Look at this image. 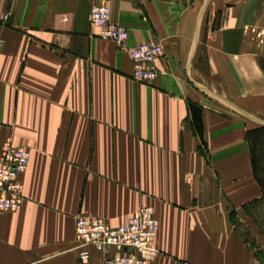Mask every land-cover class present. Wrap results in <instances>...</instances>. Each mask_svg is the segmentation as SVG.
<instances>
[{"label": "crops", "instance_id": "crops-1", "mask_svg": "<svg viewBox=\"0 0 264 264\" xmlns=\"http://www.w3.org/2000/svg\"><path fill=\"white\" fill-rule=\"evenodd\" d=\"M99 5L125 50L92 25ZM151 40L158 77L140 83L130 50ZM263 113L264 0H0V156L7 140L31 153L0 264H84L78 218L118 228L142 207L159 222L150 264H264L234 220L263 197Z\"/></svg>", "mask_w": 264, "mask_h": 264}, {"label": "built area", "instance_id": "built-area-1", "mask_svg": "<svg viewBox=\"0 0 264 264\" xmlns=\"http://www.w3.org/2000/svg\"><path fill=\"white\" fill-rule=\"evenodd\" d=\"M91 23L101 38L113 41L121 50L128 47L129 31L111 21L108 6H94ZM133 61L132 78L151 83L158 77L157 60L163 55L160 42L151 40L130 50ZM31 153L4 142L0 156V212L16 211L24 202V186L20 176L29 167ZM159 222L152 207H142L121 227L113 228L97 217L76 220L75 250L81 263L87 264L95 255L102 264H150L158 255L154 241Z\"/></svg>", "mask_w": 264, "mask_h": 264}, {"label": "rangeland", "instance_id": "rangeland-1", "mask_svg": "<svg viewBox=\"0 0 264 264\" xmlns=\"http://www.w3.org/2000/svg\"><path fill=\"white\" fill-rule=\"evenodd\" d=\"M215 25L216 27L219 25L217 20ZM220 88L222 86L218 87V89ZM262 116L264 117V113ZM259 122L262 124V121L254 119L255 124ZM249 133L256 173L264 181V126L254 125ZM234 220L238 224L239 232L251 243L253 249L264 258V198L258 203L249 205L245 211L237 212Z\"/></svg>", "mask_w": 264, "mask_h": 264}, {"label": "trees", "instance_id": "trees-1", "mask_svg": "<svg viewBox=\"0 0 264 264\" xmlns=\"http://www.w3.org/2000/svg\"><path fill=\"white\" fill-rule=\"evenodd\" d=\"M192 109L194 111V122L196 125H198L200 123V116H201V113H202V107L201 106H198V105H192ZM198 127V133L201 135V127L200 126H197ZM254 169H255V165H254ZM256 169H255V173H256ZM257 175V173H256ZM258 177V175H257ZM259 178V177H258ZM260 183L262 185V191H263V197L262 199L264 198V181L262 179H260Z\"/></svg>", "mask_w": 264, "mask_h": 264}, {"label": "bare ground", "instance_id": "bare-ground-1", "mask_svg": "<svg viewBox=\"0 0 264 264\" xmlns=\"http://www.w3.org/2000/svg\"><path fill=\"white\" fill-rule=\"evenodd\" d=\"M237 110V109H236ZM260 123V122H259ZM261 124V123H260Z\"/></svg>", "mask_w": 264, "mask_h": 264}]
</instances>
